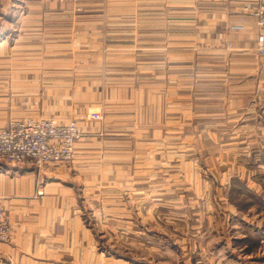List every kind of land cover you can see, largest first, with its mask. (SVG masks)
<instances>
[{
  "label": "crops",
  "instance_id": "obj_1",
  "mask_svg": "<svg viewBox=\"0 0 264 264\" xmlns=\"http://www.w3.org/2000/svg\"><path fill=\"white\" fill-rule=\"evenodd\" d=\"M18 1L0 0V62L31 48L50 59L14 58L12 77L0 67V129L27 106L82 116L88 101L99 102L104 120L78 145L77 169L52 167L38 179L33 166L0 162V202L16 222L0 264H101L107 255L82 219L80 185L109 179L145 189L150 163L161 159L148 151L179 128H264V57L255 52L256 19L241 10L246 0H108L107 12L104 0H84L85 12L57 0H24L31 6L21 11ZM53 84L76 88L51 94ZM137 90L134 114L121 105ZM243 219L240 228L264 232Z\"/></svg>",
  "mask_w": 264,
  "mask_h": 264
},
{
  "label": "rangeland",
  "instance_id": "obj_2",
  "mask_svg": "<svg viewBox=\"0 0 264 264\" xmlns=\"http://www.w3.org/2000/svg\"><path fill=\"white\" fill-rule=\"evenodd\" d=\"M19 1L21 11L31 6L24 0ZM57 1L73 4L74 11L86 10L84 0ZM104 1L107 12L108 0ZM36 12L43 14L42 10ZM6 23L11 31L3 38L11 41L14 27L11 22ZM31 50V53L21 50L15 55L2 54L4 61L0 62V67L5 76L14 75V58L50 59L49 54ZM103 50L107 51V46ZM50 86L51 94L56 88L59 91L76 88L73 84ZM135 94H138L136 100H125L121 105L134 114L141 98L138 90ZM88 103L89 111L82 116L80 113L65 115L61 109L49 116L47 108L34 110L29 106L20 107V113L16 110L11 116H44L60 123L74 121L82 125L87 134L104 120L103 104ZM94 111L100 112V120L90 119ZM179 129L178 133L164 135L163 140L154 142L156 146L148 151L150 158L151 152L157 150L161 159L158 157V165L150 163L154 169L145 189H140L141 185L115 187L109 179L102 182L100 189L92 183H80L78 201L82 204V219L94 232L101 253L107 255L102 257L101 264H258L264 257L252 258L264 256V232L253 226L240 228L243 227L240 223L244 218L247 224L264 226V194L259 192L262 189L258 186L264 188V128L235 127L212 132L208 128ZM77 147L73 159L65 164L41 170L33 166L37 178L49 173L52 167L77 169L72 166ZM92 164H95L93 159ZM26 166L31 165L18 167ZM157 166L158 174L154 172ZM87 168L79 170L85 173ZM40 192L38 196L44 194ZM6 214L13 226V236L0 245L15 240L16 222L11 213Z\"/></svg>",
  "mask_w": 264,
  "mask_h": 264
},
{
  "label": "built area",
  "instance_id": "obj_3",
  "mask_svg": "<svg viewBox=\"0 0 264 264\" xmlns=\"http://www.w3.org/2000/svg\"><path fill=\"white\" fill-rule=\"evenodd\" d=\"M241 10L256 19L255 52L264 57V0H246ZM231 49V45L227 46ZM100 120V112L90 114ZM84 127L74 121L58 122L44 116H11L0 129V161L10 166L31 165L39 170L73 159L77 144L85 137ZM0 202V243L13 236V226Z\"/></svg>",
  "mask_w": 264,
  "mask_h": 264
}]
</instances>
